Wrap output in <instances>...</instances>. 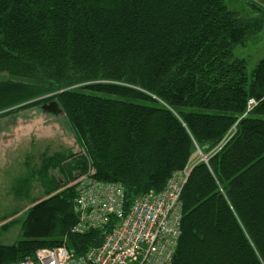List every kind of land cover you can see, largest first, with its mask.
<instances>
[{"label": "trees", "instance_id": "1", "mask_svg": "<svg viewBox=\"0 0 264 264\" xmlns=\"http://www.w3.org/2000/svg\"><path fill=\"white\" fill-rule=\"evenodd\" d=\"M263 28L264 0H0V111L56 98L81 148L16 181L18 199L37 175L46 192L0 264L102 243L110 226L72 231L77 175L121 184L130 205L196 149L208 161L182 191L174 264H264V58L248 73L234 51Z\"/></svg>", "mask_w": 264, "mask_h": 264}, {"label": "built area", "instance_id": "2", "mask_svg": "<svg viewBox=\"0 0 264 264\" xmlns=\"http://www.w3.org/2000/svg\"><path fill=\"white\" fill-rule=\"evenodd\" d=\"M255 105V100L249 101L250 109ZM191 163L192 159L163 190L138 196L130 205L121 184L96 180L91 169L77 175L73 206L77 222L72 231L110 226L102 243L82 255L65 246L39 248L13 264H174L183 217L181 195L194 167Z\"/></svg>", "mask_w": 264, "mask_h": 264}, {"label": "rangeland", "instance_id": "3", "mask_svg": "<svg viewBox=\"0 0 264 264\" xmlns=\"http://www.w3.org/2000/svg\"><path fill=\"white\" fill-rule=\"evenodd\" d=\"M234 51L237 57L246 60L247 71L251 73L264 58V28L253 35L244 46H239ZM9 79L7 74H0V84ZM49 96L44 95L37 99ZM52 100L22 108L18 107L26 103L18 102L0 111V228L4 224H11L0 235V241L7 245L17 240L26 212L33 206L34 200L43 198L46 192L45 185L37 175L32 181L33 188L29 198L18 199L12 191L16 181L20 177H30L32 171H41L43 160L48 157L68 156L81 150L66 115L56 117L42 109L43 105ZM192 158L191 165L200 160L204 161V155L197 149ZM50 175L56 177L61 185H65L58 169L51 170ZM72 185L74 182L69 184Z\"/></svg>", "mask_w": 264, "mask_h": 264}, {"label": "water", "instance_id": "4", "mask_svg": "<svg viewBox=\"0 0 264 264\" xmlns=\"http://www.w3.org/2000/svg\"><path fill=\"white\" fill-rule=\"evenodd\" d=\"M42 109L45 112L51 113L56 117L61 116V115H66L64 113L63 108L61 107V105L59 104L57 100H52L48 104L43 105Z\"/></svg>", "mask_w": 264, "mask_h": 264}]
</instances>
